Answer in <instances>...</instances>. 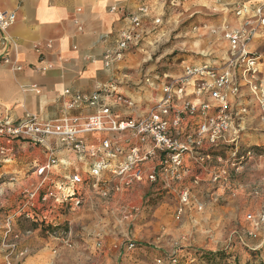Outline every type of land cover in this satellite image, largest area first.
<instances>
[{
    "label": "crops",
    "instance_id": "0c3cea01",
    "mask_svg": "<svg viewBox=\"0 0 264 264\" xmlns=\"http://www.w3.org/2000/svg\"><path fill=\"white\" fill-rule=\"evenodd\" d=\"M261 2L264 0H186L180 8H172L156 0H0V12H13L16 16L8 35L17 44L16 59L22 66L21 71H14L0 60V119L9 117L13 123H17L26 114H36L44 122L68 117L78 119L82 124L97 113L96 108L77 105L72 110H63L62 104L70 99L63 95L64 90H69L71 94L91 95L99 87L105 86L113 88L115 95H120L124 100L116 103L114 95L105 98L114 116L123 120L142 118L162 100L168 82L182 76L184 64L197 67L209 61H225L229 55V44L223 34L237 28L241 22L234 15L236 7L242 6L252 11ZM141 5L149 7L152 17L160 16L162 25L154 31L150 22H146L141 45L127 51L120 61L106 68L103 65L105 50L114 46L116 34L127 28L128 16ZM193 24L198 25L192 31L189 26ZM262 36L264 30L250 42L251 52ZM203 41L206 44H202ZM170 42L168 49L171 47V50L165 49L157 56L159 47ZM47 43L51 44L49 49H45ZM36 45L41 46V54L35 52ZM174 51L189 53L188 59L181 61L175 71L160 70L158 67L170 65L160 64V59ZM193 56L201 57L191 61ZM47 65L50 66L48 70L37 71L39 67ZM259 70L264 75V58L260 59ZM193 90L191 84L187 85L186 95L182 99L173 98L168 119H172L186 102L212 103L206 95L197 98L192 94ZM239 104L242 105V102ZM244 106L252 110L241 126L245 128L241 132L242 144L250 147L264 145V134L256 132L264 129V123L257 119V114H260L258 104L254 102L252 106ZM200 119V116L189 117L184 114L174 135L184 140L188 132L197 128ZM78 138L84 144L85 152L81 156L54 140L50 142L57 164L51 169L54 178L52 183L44 187L41 195L54 191L60 196L68 190L75 192L81 203L88 201L91 196L82 188L83 182L62 184L65 178L79 176L84 180L98 181L97 185H93L94 189L102 188L100 194L104 191L116 194L114 200L117 206L121 204V212L129 210V205L134 203L132 184L135 182L127 185L125 177L116 176L112 171L125 163L131 150L136 149L139 156H147L139 164L144 180L138 183L143 185L148 182L150 174L158 173L163 154L153 150V143L149 139L141 140L132 131H92L79 134ZM105 141H109L110 146L103 150L102 144ZM14 143V146L21 145L16 149L19 157H24L26 149H33L31 155L34 156L31 158L36 168L49 159L48 153L41 146ZM91 151L96 152L95 156L90 155ZM195 151L184 155L185 172L182 181L178 182L180 187H193L194 179L210 184L214 161L206 158V148ZM29 155L27 153V157ZM201 158L202 161H199ZM99 162L107 163L109 168L100 171L98 176H92L91 170ZM14 167L17 168L16 165ZM18 168L19 171H27V165ZM35 175L33 172L21 182L19 189L27 186L29 178ZM157 181L159 185L162 180ZM219 191L217 189L215 196H220ZM51 211H42V214L45 216ZM127 212L131 213V209ZM28 261L31 258L25 264Z\"/></svg>",
    "mask_w": 264,
    "mask_h": 264
},
{
    "label": "rangeland",
    "instance_id": "374dc122",
    "mask_svg": "<svg viewBox=\"0 0 264 264\" xmlns=\"http://www.w3.org/2000/svg\"><path fill=\"white\" fill-rule=\"evenodd\" d=\"M197 25L189 26L190 30ZM259 40L251 50L263 60L264 36ZM170 45L171 42L161 45L157 56L165 49L171 50ZM188 55L176 51L167 54L160 64L170 65L158 68L175 71ZM200 57L193 56L191 61ZM262 76L260 71L261 84ZM244 88L247 86L241 88L238 99L242 105L233 112L244 111L230 133L236 132L240 143L245 130L241 126L252 110L244 104L252 106L256 102ZM257 117L264 123V113L260 111ZM256 132L264 134V129ZM18 146H13L7 159L0 155V264H25L29 258L27 264H264V224L253 228V223L246 220L249 214L264 213V145L250 147L252 156L238 172L228 171L226 186L217 187L199 179L196 184L193 180L191 188L180 187L178 182L161 181L158 185L157 179L143 185L135 182L134 203L127 210L131 209V213L121 212V204L117 206L114 200L116 194L102 196V188L93 187L98 181L83 178L81 186L91 196L88 201L74 205L68 190L60 196L51 191L52 196L45 202L22 208L26 203L23 193L33 190L41 177H30L28 185L19 189L36 167L31 158L33 149H26L24 157H19ZM227 149L224 147L220 155L225 156ZM21 165H27V171H19ZM46 178L47 187L54 179L51 170ZM62 181L69 184L66 178ZM185 189L189 190V204L180 220H175L180 192ZM217 189L220 196L214 201L210 196L217 195ZM62 196L67 198L65 204L59 203ZM46 210L53 212L44 216L42 211ZM249 230H255L256 237L249 236Z\"/></svg>",
    "mask_w": 264,
    "mask_h": 264
},
{
    "label": "built area",
    "instance_id": "2783aa9c",
    "mask_svg": "<svg viewBox=\"0 0 264 264\" xmlns=\"http://www.w3.org/2000/svg\"><path fill=\"white\" fill-rule=\"evenodd\" d=\"M156 1L168 4L172 8H180L186 0ZM234 15L236 18H240V25L223 34V38L229 44L228 58L220 63L209 61L197 67L184 64L182 76L168 82L162 100L142 118L123 120L114 116L111 107L105 103V98H111L114 95L116 103H122L124 100L120 95H115V91H112L113 88L107 86L99 87L91 95L71 94L69 90H64L63 95L69 96L70 99L62 104L63 110H72L77 105L96 108L97 113L87 118L82 124L78 119L68 117L44 122L36 114H26L17 123H13L9 117L1 118L0 155L4 159H7L8 154L13 151L14 142L41 146L49 155L47 162L35 169L36 176L41 177V180L33 190H25L23 196L26 203L22 208L25 206L34 207L36 202H45L48 197L52 196L51 191L41 195L48 181L46 176L57 164L50 142L54 140L81 156L85 150L83 141L78 138V135L92 131L115 133L132 131L141 140L149 139L153 143V150L164 156L158 173H152L147 177L149 182H154L156 179H161L164 182L181 181L185 172L184 155L196 152L195 149L206 148V158L213 159L215 164L214 170L210 174V182L226 186L228 171L232 169V171L238 172L243 162L252 156V149L239 142V137L235 136L236 132L230 136L234 121L244 111L241 109L233 112V109L240 107L238 99L243 86H247L260 111L264 113V87L258 78L261 58L249 49L250 42L264 30V2L259 3L252 11L237 6ZM15 19L16 16L13 12H0V60L4 64L10 65L14 71H21L22 66L16 59L17 44L8 35V30L14 24ZM148 21L154 31L163 23L160 16H151L147 5H141L135 13L128 16L127 28L116 34L114 46L104 52L103 65L106 68L120 61L127 51L141 45L142 39L145 37V23ZM50 47V43L45 44V49ZM34 50L39 54L42 53V48L39 45H36ZM49 68V65L42 66L37 71L44 72ZM190 84L194 89L193 95L197 98L206 95L212 100V103L186 102L172 119H168L169 107L173 98L182 99L186 95L185 87ZM184 114L189 117L200 116L201 119L197 128L188 132L184 140H180L174 134L177 132ZM109 146V141H105L102 144V149H109ZM224 147H228V149L225 156H222L220 151ZM95 153V151H91L90 155L95 156ZM146 157L139 156L136 149L131 150L126 162L117 170H113L112 173L125 177L124 182L127 185L132 182H141L144 178L139 164ZM199 161H202V158ZM108 168L107 163H96L91 170V175L98 176L100 171ZM66 179L70 185L82 182L79 176ZM197 181L198 179H194L195 184ZM101 194L106 196L108 193L104 191ZM71 195L75 198L74 205H79L80 197L76 196L75 192H72ZM212 199L217 201V196ZM189 200V190L181 191L180 206L175 211V220H180ZM66 201V196H62L59 203L65 204ZM30 218L34 222H40L36 216H30ZM246 220L253 223V228H256L259 224L264 223V213L260 216L249 214L246 216ZM248 235L256 237L255 230H249Z\"/></svg>",
    "mask_w": 264,
    "mask_h": 264
}]
</instances>
